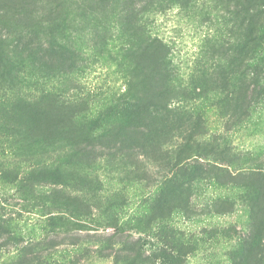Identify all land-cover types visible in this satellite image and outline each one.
Instances as JSON below:
<instances>
[{"label": "rangeland", "instance_id": "1", "mask_svg": "<svg viewBox=\"0 0 264 264\" xmlns=\"http://www.w3.org/2000/svg\"><path fill=\"white\" fill-rule=\"evenodd\" d=\"M239 11L219 0L196 8L172 6L153 18L155 31L172 44L181 73L204 81V87L195 88L189 106L192 120L186 124L178 119L177 125L185 129L198 123L195 142L210 143L207 151L228 149L226 154L236 159L228 169L240 175L236 185L216 182L215 173H202L183 192L166 196L163 179L169 169L159 145L130 152L99 150L97 166L78 170L87 177L76 185L29 182L26 171L35 167L37 158L51 161L52 149L38 141L33 158L31 153H26L28 160L21 155L22 147L34 144L26 134L36 130L35 110L19 101L17 85L0 71V223L4 225H0V264H234L240 238L252 227L245 193L251 191L253 180L264 184V72L246 71L260 81L251 107L243 106L239 98L229 100L233 96L223 88L226 76H231L235 84L231 91L236 93L244 72L239 45L246 15ZM72 32L77 36L78 31ZM74 42L81 49L95 45V40L83 46L78 39ZM90 53L86 63H79L67 76L72 78V90L98 105L126 85L117 62ZM24 57L30 65L26 74L37 83L33 58ZM250 57L264 64V44ZM33 84L24 91L33 90ZM3 126L16 133L3 132ZM196 151L194 143L190 152L207 153ZM208 153L205 160L214 161L216 155ZM54 189L80 196L84 205H54L53 196L48 197ZM164 197L172 205H157ZM225 198L233 203V211L217 213L216 202ZM258 222L264 225V209Z\"/></svg>", "mask_w": 264, "mask_h": 264}, {"label": "trees", "instance_id": "2", "mask_svg": "<svg viewBox=\"0 0 264 264\" xmlns=\"http://www.w3.org/2000/svg\"><path fill=\"white\" fill-rule=\"evenodd\" d=\"M216 1L219 0H0V71L17 85L19 101L32 104L35 110L32 119L36 130L26 134L34 144L22 147L21 155L28 160L26 153H31L33 158L38 141L47 143L53 153L48 162L37 158L35 167L26 171V179L76 185L87 177L78 170L97 166L102 156L99 150L130 152L134 147L145 150L159 145L169 169L163 179L164 189L169 191L166 196L183 192L185 186L201 179L202 173H215L216 182L236 185L240 175L228 169L236 162L226 154L228 149L207 151L208 147L204 148L210 143L202 145L193 137L198 123L185 129L183 124L181 128L177 125L178 119H184L186 124L192 120L189 106L195 88L204 87V81L181 73L172 44L153 27V18L172 6L196 8ZM227 1L246 15L239 45L244 72L236 93L231 91L235 87L231 76H226L223 88L233 96L229 100L239 98L243 106L251 107L260 81L258 75L250 76L246 71L264 72V64L250 57L264 44V0ZM72 31H78L77 36ZM75 38L81 46L95 40L94 48L81 49L79 43L77 47ZM90 51L117 62L126 85L98 105L91 104L88 95L72 90V78L67 76L74 74L79 63H86ZM24 54L33 58L37 83L33 84L26 74L30 65ZM55 78L58 83H51ZM28 84L35 88L26 93L24 87ZM178 127L183 133L181 143ZM2 128L3 132L16 133L10 126ZM194 143L197 151L207 153L190 152ZM208 152L216 155L214 161L205 160L203 156ZM249 186L252 192L245 193V199L252 227L240 238L234 264H264V225L260 227L258 222L264 209V184L253 180ZM51 196L56 206L84 205L80 196L64 189H54L48 195ZM163 199L164 202L159 198L157 205H172L170 198ZM216 205L217 213L233 211V203L226 198ZM134 228L141 231L139 226Z\"/></svg>", "mask_w": 264, "mask_h": 264}]
</instances>
